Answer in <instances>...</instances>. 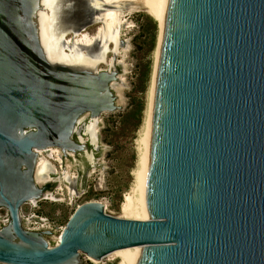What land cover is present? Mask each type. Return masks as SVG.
<instances>
[{
    "label": "water",
    "instance_id": "water-1",
    "mask_svg": "<svg viewBox=\"0 0 264 264\" xmlns=\"http://www.w3.org/2000/svg\"><path fill=\"white\" fill-rule=\"evenodd\" d=\"M135 2L101 0V12ZM84 6L0 0V208L9 212L0 263L84 264L85 256L142 246L137 264H264V0H168L150 131V219L113 216L89 201L54 244L52 230L24 226L23 206L50 194L41 152L70 143L82 113L122 109L123 40L101 73L67 62L66 38L84 28Z\"/></svg>",
    "mask_w": 264,
    "mask_h": 264
},
{
    "label": "rangeland",
    "instance_id": "rangeland-1",
    "mask_svg": "<svg viewBox=\"0 0 264 264\" xmlns=\"http://www.w3.org/2000/svg\"><path fill=\"white\" fill-rule=\"evenodd\" d=\"M116 28L119 31L118 38L109 42L108 46L114 49V43L118 39L124 41L123 45L119 42L117 44V61L121 64L122 81L116 86V94L122 109L101 117L103 167L101 175L98 177L94 174L90 181L92 185L99 182L101 189L93 188L85 196L63 198L60 202H54L51 194H47L44 199L27 203L22 209L24 226L34 231L52 230L54 234L48 237L52 244L57 241L62 228L66 226L78 205L88 200L104 203L107 213L121 217V204L132 184L131 172L137 159L136 140L146 114L159 27L144 8L134 10L126 7L122 9ZM95 29L96 26L93 30ZM112 55V51L107 52V62L111 60ZM104 66L106 65L103 64L102 67ZM42 163L43 161H40V165ZM0 220L5 225L8 223L7 209H0ZM84 264L95 263L85 256ZM100 264H119V259L108 258Z\"/></svg>",
    "mask_w": 264,
    "mask_h": 264
},
{
    "label": "flooded vegetation",
    "instance_id": "flooded-vegetation-1",
    "mask_svg": "<svg viewBox=\"0 0 264 264\" xmlns=\"http://www.w3.org/2000/svg\"><path fill=\"white\" fill-rule=\"evenodd\" d=\"M82 11L83 22L80 27L84 28L79 33L70 32L66 38L67 62L71 68L92 69L101 73L109 68L111 60L107 62L106 54L113 49L109 46L110 49L106 51L105 43H101V15L104 13L101 12V0H85ZM95 26L96 29L93 30ZM81 33H87L93 38L92 41L79 42ZM103 64L106 66L102 67ZM106 113L112 112L97 114V111L88 110L82 113L73 128L70 143L55 142L47 151L41 152L40 161H43L48 169L42 181L48 184L54 202H60L63 198L85 196L93 188L101 189L99 182L92 185L90 181L94 174L98 177L101 175L104 147L101 140V117ZM89 201L98 200L86 202ZM4 226L0 220V229Z\"/></svg>",
    "mask_w": 264,
    "mask_h": 264
},
{
    "label": "bare ground",
    "instance_id": "bare-ground-1",
    "mask_svg": "<svg viewBox=\"0 0 264 264\" xmlns=\"http://www.w3.org/2000/svg\"><path fill=\"white\" fill-rule=\"evenodd\" d=\"M168 0H136L135 5L131 9L144 8L146 12L158 23L159 36L155 49V62L151 85L149 88L148 102L143 125L139 131L136 140L137 159L135 167L131 174L133 176L132 184L129 190L125 193L121 204L122 218L148 220L150 219L148 210V164H149V146H150V131L153 112L154 91L156 83V75L158 68L159 52L161 45V37L165 19V13ZM126 10V9H125ZM122 10L111 9L101 15V43L108 46L109 42L115 41L118 38V29L116 23L119 22ZM105 24V25H104ZM82 34V33H81ZM92 37L87 34H82L79 42L88 43L92 41ZM109 47V46H108ZM66 51V48H65ZM142 251V246H135L125 249H120L112 252L102 260H96L87 257L95 264H100L108 258L117 257L119 264H137ZM4 264V263H0Z\"/></svg>",
    "mask_w": 264,
    "mask_h": 264
},
{
    "label": "built area",
    "instance_id": "built-area-1",
    "mask_svg": "<svg viewBox=\"0 0 264 264\" xmlns=\"http://www.w3.org/2000/svg\"><path fill=\"white\" fill-rule=\"evenodd\" d=\"M63 228H64V227H63ZM63 228H62V229H63Z\"/></svg>",
    "mask_w": 264,
    "mask_h": 264
}]
</instances>
